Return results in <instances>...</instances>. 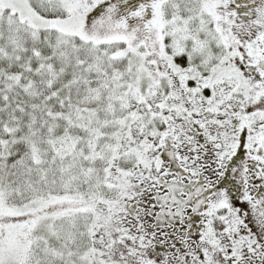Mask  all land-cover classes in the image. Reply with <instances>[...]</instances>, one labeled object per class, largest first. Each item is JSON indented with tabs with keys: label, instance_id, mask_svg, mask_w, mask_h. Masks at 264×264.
Segmentation results:
<instances>
[{
	"label": "snow or ice",
	"instance_id": "1",
	"mask_svg": "<svg viewBox=\"0 0 264 264\" xmlns=\"http://www.w3.org/2000/svg\"><path fill=\"white\" fill-rule=\"evenodd\" d=\"M0 264H264V0H0Z\"/></svg>",
	"mask_w": 264,
	"mask_h": 264
}]
</instances>
